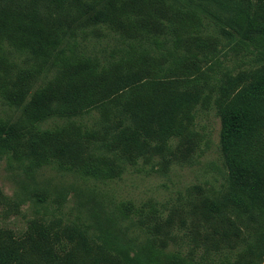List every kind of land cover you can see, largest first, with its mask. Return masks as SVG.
Returning <instances> with one entry per match:
<instances>
[{"label": "trees", "instance_id": "obj_1", "mask_svg": "<svg viewBox=\"0 0 264 264\" xmlns=\"http://www.w3.org/2000/svg\"><path fill=\"white\" fill-rule=\"evenodd\" d=\"M208 17L243 38L264 34V0H0V97L23 107L19 121L0 118V153L30 172L53 164L85 179H120L139 160L167 172L193 159L197 117L214 112L227 173L219 192L194 185L180 207L116 209L155 252L190 237L188 253L171 252L178 263L233 264L208 256L240 247L243 216L264 213V51L250 67L202 73L186 56L214 51ZM52 119L64 124L39 127ZM92 227L56 217L29 220L21 235L0 228V264H134Z\"/></svg>", "mask_w": 264, "mask_h": 264}, {"label": "rangeland", "instance_id": "obj_2", "mask_svg": "<svg viewBox=\"0 0 264 264\" xmlns=\"http://www.w3.org/2000/svg\"><path fill=\"white\" fill-rule=\"evenodd\" d=\"M206 22L208 31H203V35L217 39L214 51L186 58L207 76L218 78L227 68L250 67L251 60L264 51V34L243 38L225 23L214 26L217 21L211 17ZM111 36L116 38L113 34ZM112 40L103 41L104 45L109 42L107 50L119 47ZM22 109L0 97V118L19 121ZM196 123L202 141L188 163L173 164L167 172L160 170L155 163L145 164L142 160L134 165L125 163L122 177L111 181L85 179L77 173L61 171L53 164L30 172L9 153H0V189L6 197L0 203V228H9L21 235L28 221L34 218L50 220L61 217L65 221H85L91 228L93 224L110 232L134 264H181L171 252L188 253L190 237L181 236L167 250L155 252L147 234L131 223L134 219L126 220L116 208L124 201L138 204L154 199L162 208L169 209L182 206L187 200V189L194 185L205 186L210 192L222 189L227 173L219 147L220 120L214 112H205L197 117ZM63 124L52 119L39 127L45 130ZM106 161L115 162V158L108 157ZM240 223L241 246L211 252L210 260L264 264V213L244 215Z\"/></svg>", "mask_w": 264, "mask_h": 264}]
</instances>
